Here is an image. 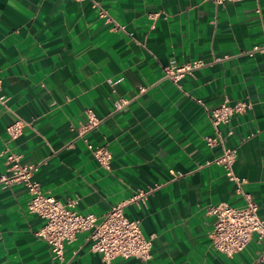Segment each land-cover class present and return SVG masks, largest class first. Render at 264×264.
Listing matches in <instances>:
<instances>
[{
	"label": "crops",
	"instance_id": "crops-1",
	"mask_svg": "<svg viewBox=\"0 0 264 264\" xmlns=\"http://www.w3.org/2000/svg\"><path fill=\"white\" fill-rule=\"evenodd\" d=\"M95 1L109 18L93 0H0V174L16 154L38 165L34 179L45 194L99 218L151 189L125 212L140 220L152 256L106 263L83 231L57 259L36 235L44 219L28 211L26 187L0 184V264H251L262 249L257 235L233 256L213 247L210 206L246 201L208 163L222 146L206 137L216 130L210 111L224 99L252 104L220 129L264 219V51L250 54L264 47V0ZM194 60L205 64L179 84L165 77L170 62ZM120 99L128 103L117 109ZM90 110L101 122L82 137ZM16 119L25 125L10 138ZM85 138L111 150L110 169Z\"/></svg>",
	"mask_w": 264,
	"mask_h": 264
},
{
	"label": "built area",
	"instance_id": "built-area-1",
	"mask_svg": "<svg viewBox=\"0 0 264 264\" xmlns=\"http://www.w3.org/2000/svg\"><path fill=\"white\" fill-rule=\"evenodd\" d=\"M83 1V0H77ZM216 4L226 1L241 0H212ZM94 6L98 7L102 17L109 18L108 12L101 7L99 2L93 0ZM124 28V26L122 27ZM255 51H264V47L255 46L250 54ZM203 60L177 64L170 62L164 67V75L167 79L179 84L187 75L195 69L203 66ZM146 91L145 87L140 88ZM1 92V79H0ZM6 98L0 93V103L5 104ZM201 102V100H199ZM128 103L125 99L116 101V108L121 109ZM252 104L248 101L239 100L234 103L229 98L224 99L219 106L210 111V119L215 127V135L207 136L206 142L209 146L221 145L222 151L208 163L221 166L226 176L234 182L236 190L245 197V205L233 206L227 202L210 206L209 212L216 218L212 233L213 247L227 255L233 256L242 252L252 238L257 235L262 243L259 256L251 264H264V219L258 214L259 205L250 192L243 189L246 179L236 174L234 164L238 156V150L225 144L226 136L220 127L227 125L232 116L249 110ZM101 122L91 110L89 120L80 129L79 135L85 134ZM25 125L21 119H16L7 127L10 138H17ZM229 131L228 134H231ZM88 148L93 152L99 164L110 169L112 163V152L107 146H95L85 138ZM19 156L10 153L7 160L11 162L8 172L0 174V184L9 186L12 184H23L29 195L27 203L28 211L41 216L44 224L36 231V235L50 244L54 257L63 260L66 244L76 238L78 233L91 231L90 248L99 252L106 263L117 257H138L149 259L152 256V240L144 236L139 219H131L127 216L125 208L131 203H139L146 200L151 189H141L135 192L128 200L120 202L110 208L103 217L99 218L93 213L83 214L75 209L74 201L63 203L54 196L45 194L40 183L34 179L37 164L21 163Z\"/></svg>",
	"mask_w": 264,
	"mask_h": 264
}]
</instances>
